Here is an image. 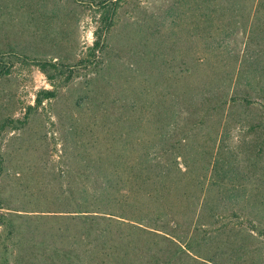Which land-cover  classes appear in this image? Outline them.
Wrapping results in <instances>:
<instances>
[{
  "label": "trees",
  "instance_id": "16d2710c",
  "mask_svg": "<svg viewBox=\"0 0 264 264\" xmlns=\"http://www.w3.org/2000/svg\"><path fill=\"white\" fill-rule=\"evenodd\" d=\"M124 1L91 0L97 7L94 40L77 67H88L91 60L102 55ZM214 1L209 0L208 4ZM243 2L232 0L233 5L237 4L236 11H240L238 6ZM190 4L193 73L180 68L179 79L174 83L166 77L165 85L176 87L172 92L165 89L166 100L162 96V100L149 103L148 108L156 112V123L162 126L153 127L155 123L149 119L145 129L144 117L134 114L129 120L131 128L122 137L106 134L100 139L96 133L83 131V152L78 156L82 182L77 188L69 185L64 191L60 211L63 215H56L64 218L61 228L44 233L39 227H31L32 221H19L24 217L9 211L7 202L0 198V238L6 249L11 247V255L16 251L14 264H171L177 252L157 251L162 242L166 248L174 245L176 250L181 244H192L200 252L213 248V253L207 252L211 264L221 263L222 249L230 244L232 253L257 255V262L252 264H264V39L256 44V50H250L252 39L264 35V13L259 18L250 16L249 23L239 24L238 30L248 36L245 53L238 60L231 42L236 32L213 36L216 27L219 30V14L210 9L207 14V0H192ZM184 14L180 0L161 18L174 21ZM12 56L27 60L16 53ZM235 64L240 65V72L238 68L235 72ZM37 65L45 75L48 67L58 69L51 60ZM221 66H225L222 76ZM203 69L211 76L218 75L220 84L207 81ZM8 71L0 59V78ZM187 73L196 82L185 90ZM55 96L56 90L39 91L23 120L0 123V140L2 131L7 127L20 129L31 110ZM135 105L130 110L142 109ZM233 107L255 109L259 114L253 119L256 122L243 112L234 125L226 121L227 110L230 112ZM185 109H190L193 121L179 124L180 119L190 120ZM212 116H219L220 122L211 126ZM206 126L210 131L205 141L199 132ZM141 128L143 132L139 134ZM99 143L102 150L97 147ZM21 223L27 224L25 231ZM250 239L257 241L253 250ZM26 245L32 249L28 261L22 252ZM159 257L161 260L156 259Z\"/></svg>",
  "mask_w": 264,
  "mask_h": 264
},
{
  "label": "rangeland",
  "instance_id": "374dc122",
  "mask_svg": "<svg viewBox=\"0 0 264 264\" xmlns=\"http://www.w3.org/2000/svg\"><path fill=\"white\" fill-rule=\"evenodd\" d=\"M190 2L192 0H183L185 14L180 19L164 21L161 16L167 14L171 6L179 5L180 0H125L116 13L102 55L91 60L88 67H77L94 40L97 7L91 0L84 3L75 0H0V59L9 67L8 73L0 78V123L7 119L23 120L27 107L34 105L39 91L56 90L55 98L43 101L41 106L30 111L20 129L13 131L7 127L1 133L0 198L7 202L9 211L24 217L19 221L30 220L31 227H39L44 233L61 228L64 218L56 215H63L60 211H63L64 191L69 185L78 187L82 182L78 175L82 168L78 156L83 152L81 138L86 132L96 133L100 139L106 134L122 137L131 128L129 120L134 114L144 117V128L149 125V119L155 123L151 126H162L156 123V112L148 108L149 103L162 100V96L163 100L168 98L165 89L172 92L176 85L168 88L165 84L178 81L180 68H188L193 73L190 67L195 49L194 35L190 33V27H193ZM236 6L232 0H215L208 4L207 14L210 10L219 14V30L216 27L213 36L236 32L231 42L240 60L245 53L244 41L248 33L238 30L239 24L249 23L250 16L261 17L264 0H244L238 6L240 11L235 10ZM263 39L264 35L253 38L250 50H256V44ZM12 53L25 56L27 60L14 58ZM49 60L55 62L58 69L48 67L45 75L37 63ZM235 65V72L237 68L240 72V65ZM224 70L225 66H221L220 76ZM61 71L63 73L59 74ZM190 73L185 75V90L194 87L196 82ZM203 74L207 81L212 80V84H220L218 75L211 76L204 69ZM166 77H169L168 82H165ZM133 103L142 107V115V109L130 110ZM185 110L190 120L180 119L179 124L193 121L190 109ZM242 112L249 114V120L254 123L253 119L259 115L255 109L244 111L233 107L230 112L227 110L225 120L234 125ZM209 120L211 126L220 122L219 116ZM142 128L139 134L143 132ZM209 131L207 126L200 129L201 139L208 140L206 134ZM99 146L102 150V143ZM26 228L27 224L21 223V229L25 231ZM248 243L251 250L255 249L256 240L250 239ZM173 246L166 248L162 242L156 250L177 252L171 264H211L207 261L210 257L207 252L213 253V248L202 249L201 255L192 244H181L178 250ZM11 250L10 246L5 248L0 238V264H14L17 253L14 250L11 255ZM222 251L224 256L220 264L257 262V255L232 253L230 244ZM22 252L25 261L32 258L29 255L32 249L27 245ZM99 264L103 262L99 261Z\"/></svg>",
  "mask_w": 264,
  "mask_h": 264
}]
</instances>
